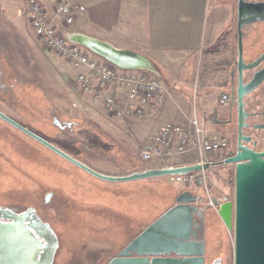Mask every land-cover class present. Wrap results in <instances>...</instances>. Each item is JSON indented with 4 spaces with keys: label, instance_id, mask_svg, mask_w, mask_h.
<instances>
[{
    "label": "rangeland",
    "instance_id": "1",
    "mask_svg": "<svg viewBox=\"0 0 264 264\" xmlns=\"http://www.w3.org/2000/svg\"><path fill=\"white\" fill-rule=\"evenodd\" d=\"M25 6V0H0V71L7 82L0 83V110L91 168L111 172L131 165L139 167L135 171L155 168L138 158L152 113L142 118L108 113L79 89L72 90L68 78L72 68L55 55L59 61L39 56L41 53L38 58L59 66L64 77L54 79L49 71L43 73L33 63V49L25 47L33 30L25 19ZM235 47L236 42H228L225 35L203 47L190 63L173 65L162 73L151 64L152 73L167 89L163 102L174 91L190 90L182 95L188 96L189 116L193 118L195 111L206 131L222 137L212 114L222 106L220 94H229L226 86ZM41 83L52 84L51 90H39ZM72 93L77 94L76 99ZM191 158L182 159L183 165L191 164ZM73 167L0 120V208L34 206L43 223L51 222L58 241L52 264H90L99 255L111 254L175 203L171 192L176 188L189 189L201 208H207L209 198L234 197V164L210 166L205 169V183L195 185L177 183L169 176L146 179L149 181L142 185V180L106 183ZM233 238V230L221 229L219 239L226 253L230 252L229 264H233Z\"/></svg>",
    "mask_w": 264,
    "mask_h": 264
},
{
    "label": "water",
    "instance_id": "2",
    "mask_svg": "<svg viewBox=\"0 0 264 264\" xmlns=\"http://www.w3.org/2000/svg\"><path fill=\"white\" fill-rule=\"evenodd\" d=\"M250 15L264 18V2L237 0L239 128L242 125V97L247 93L248 90L245 89L249 86L242 85V69L245 65L242 59L241 28L245 23L252 21L247 20ZM79 42L94 54L119 67L150 68L148 60L138 54L85 37H79ZM0 119L91 176L111 183L182 175L207 169L212 165L234 164L233 200L227 197L216 200L213 197L211 201L226 228L233 230V264H264V150L255 152L242 146L240 133L236 152L220 161L148 168L125 175H108L95 171L1 110ZM198 203L200 202L197 196L183 192L175 199L174 205L141 230L118 256L106 264H203L201 257L204 242L189 239L193 217L199 209ZM57 248L58 241L53 230L49 224L43 223L37 217L33 208L21 213L0 208V264H52ZM195 248H199V251L188 250ZM130 252H136L138 257L129 258ZM167 252L199 258L179 262L169 259L149 260L147 257Z\"/></svg>",
    "mask_w": 264,
    "mask_h": 264
},
{
    "label": "crops",
    "instance_id": "3",
    "mask_svg": "<svg viewBox=\"0 0 264 264\" xmlns=\"http://www.w3.org/2000/svg\"><path fill=\"white\" fill-rule=\"evenodd\" d=\"M42 2L49 5L50 0H42ZM73 2L84 7V12L68 28V32L73 34L74 39L79 40V37H85L116 49L138 54L148 60L150 63L148 70L151 72L155 70L162 73L168 71L173 65L181 66L183 63H190L189 60L200 53L203 47L216 43L225 35L228 42L235 41V31L232 26V19L235 15L234 0H73ZM25 19L27 20V17ZM30 33L32 39L25 43V47L33 49L31 52L33 63L39 64L43 73L49 71L54 79L64 77L59 66L48 65L38 58L41 53L42 55L39 56L44 55L51 60L59 61L52 53L40 46L33 30H30ZM63 63L70 68L68 63ZM69 76L71 78V71L68 78ZM48 84H38L39 90H51L52 84L50 86ZM73 84L74 89L72 90H78V87ZM41 85L42 88H40ZM190 92V90L174 91L166 97L160 108L152 112L151 126L146 132L145 141L166 122L174 121L182 125L186 123V119L190 118L187 111L189 100L187 95ZM184 93L187 94L185 98L182 96ZM76 95L72 93L74 99ZM193 112L196 114L195 111ZM37 134L40 135V133ZM220 155L223 156V153ZM220 155L214 154L216 158H209L218 159L221 158ZM73 166L77 171H82L97 179L75 165ZM92 169L103 174L123 175L138 170L139 167L131 165L119 172ZM142 181L140 185L149 180ZM186 191L190 192L189 189L176 188L171 194L175 200ZM199 205L201 204L198 203ZM210 208L212 216L207 221L206 248L209 251H216L219 256L228 257L230 252L226 253L223 242L219 239L221 229L226 226L217 214V209Z\"/></svg>",
    "mask_w": 264,
    "mask_h": 264
},
{
    "label": "built area",
    "instance_id": "4",
    "mask_svg": "<svg viewBox=\"0 0 264 264\" xmlns=\"http://www.w3.org/2000/svg\"><path fill=\"white\" fill-rule=\"evenodd\" d=\"M25 15L37 40L50 53L68 63L71 80L94 103L117 117L150 115L164 100L165 85L148 69H128L90 52L73 38L68 28L84 12L82 5L73 0H25ZM229 94L221 93L219 103L229 101ZM226 139L206 131L203 121L194 114L183 125L166 122L139 147V161L155 168L183 165L182 159L193 163H210L209 154H221ZM223 158L222 155H220ZM190 163V162H189ZM187 163V164H189ZM205 169L182 175L169 176L171 180L195 185L205 183ZM216 206L211 199L207 203Z\"/></svg>",
    "mask_w": 264,
    "mask_h": 264
},
{
    "label": "flooded vegetation",
    "instance_id": "5",
    "mask_svg": "<svg viewBox=\"0 0 264 264\" xmlns=\"http://www.w3.org/2000/svg\"><path fill=\"white\" fill-rule=\"evenodd\" d=\"M246 2H264V0H245ZM247 20H252L245 23L241 28L242 33V59L244 68L242 69V85H249L245 90H248L242 97V125L239 128V101L237 96L239 84V72L237 69L238 60V34H237V16L236 12L232 19V26L235 31V60L229 66V75L226 89L229 90V101L220 106L219 110L214 109L212 114V122L216 129L222 131V135L226 139L224 150L228 155H233L239 143V133L242 138L240 144L255 152L264 150V18L250 15ZM1 64V59H0ZM0 71V83L6 84L3 75ZM1 120V119H0ZM51 193L47 194L44 202L49 201ZM223 198V197H222ZM174 205V204H173ZM33 208L35 213L39 215L34 206L22 207H8L6 209L15 213H21L28 208ZM171 207V206H170ZM169 207V208H170ZM22 208V209H21ZM167 208V209H169ZM211 208L199 207L197 215H194L192 221V230L189 234V239L199 243L204 242L202 262L203 264H229V257H222L216 251L206 248V228L207 221L211 218ZM166 211V210H165ZM164 211V212H165ZM163 212V213H164ZM160 216V215H159ZM158 216V217H159ZM41 217V216H40ZM156 217V218H158ZM155 218V219H156ZM43 220V218L41 217ZM154 219V220H155ZM153 220V221H154ZM51 229H53L51 222L46 221ZM53 223V222H52ZM150 224V223H149ZM148 224V225H149ZM143 230V229H142ZM139 233V232H138ZM137 233V234H138ZM136 234V235H137ZM135 235V236H136ZM183 235V234H182ZM134 236V237H135ZM132 237L130 240H132ZM128 240L117 250L99 255L90 264H106L111 259L118 256V254L126 247ZM190 252H197L199 248L188 249ZM187 251V250H186ZM129 258H137L136 252H130ZM151 259H169L172 261L184 262V260H192L199 257L178 255L174 252H167L166 254H151L147 256Z\"/></svg>",
    "mask_w": 264,
    "mask_h": 264
},
{
    "label": "trees",
    "instance_id": "6",
    "mask_svg": "<svg viewBox=\"0 0 264 264\" xmlns=\"http://www.w3.org/2000/svg\"><path fill=\"white\" fill-rule=\"evenodd\" d=\"M227 156H228L227 152L224 151V152H223V157H227ZM209 157H210V158H213V157H215V156H214V154H209ZM215 158H216V157H215Z\"/></svg>",
    "mask_w": 264,
    "mask_h": 264
}]
</instances>
